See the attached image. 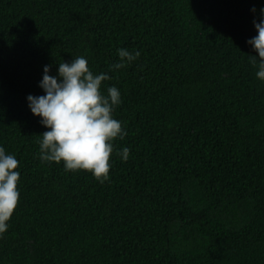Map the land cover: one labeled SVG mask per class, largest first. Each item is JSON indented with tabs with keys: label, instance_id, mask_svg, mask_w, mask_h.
<instances>
[{
	"label": "trees",
	"instance_id": "16d2710c",
	"mask_svg": "<svg viewBox=\"0 0 264 264\" xmlns=\"http://www.w3.org/2000/svg\"><path fill=\"white\" fill-rule=\"evenodd\" d=\"M262 5L0 0V146L20 172L0 264H264V82L246 43ZM118 48L141 55L112 72ZM77 56L122 95L104 183L41 162L27 106L44 66Z\"/></svg>",
	"mask_w": 264,
	"mask_h": 264
},
{
	"label": "clouds",
	"instance_id": "9594fccd",
	"mask_svg": "<svg viewBox=\"0 0 264 264\" xmlns=\"http://www.w3.org/2000/svg\"><path fill=\"white\" fill-rule=\"evenodd\" d=\"M251 12L256 14L257 8L253 6ZM253 25L257 35L246 43L258 53V57L250 56V63L257 69L256 78L264 82V5L258 11V19H253ZM116 55L118 62L110 65L112 72L135 62L141 52L118 48ZM51 68L52 65L44 66L38 83L44 94L26 97L31 113L47 129L39 135V159L48 163L63 162L66 172L85 171L104 183L109 179L113 142L127 135L123 122L114 116L122 104L121 91L115 85H104L111 76L107 72L94 73L84 56L58 63L56 75L50 74ZM116 154L126 162L130 150L124 147ZM18 167L16 156L0 146V237L8 231V222L19 201Z\"/></svg>",
	"mask_w": 264,
	"mask_h": 264
}]
</instances>
